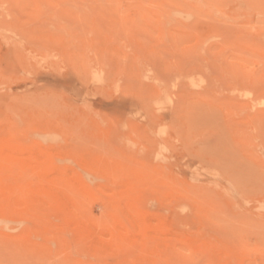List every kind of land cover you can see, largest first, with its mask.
<instances>
[{
	"label": "rangeland",
	"instance_id": "374dc122",
	"mask_svg": "<svg viewBox=\"0 0 264 264\" xmlns=\"http://www.w3.org/2000/svg\"><path fill=\"white\" fill-rule=\"evenodd\" d=\"M0 264H264V0H0Z\"/></svg>",
	"mask_w": 264,
	"mask_h": 264
}]
</instances>
